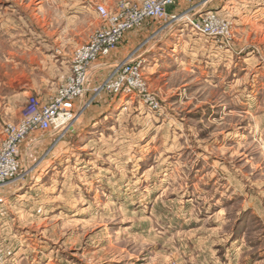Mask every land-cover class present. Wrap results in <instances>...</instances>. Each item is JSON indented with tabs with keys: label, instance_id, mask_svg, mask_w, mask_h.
Returning <instances> with one entry per match:
<instances>
[{
	"label": "rangeland",
	"instance_id": "rangeland-1",
	"mask_svg": "<svg viewBox=\"0 0 264 264\" xmlns=\"http://www.w3.org/2000/svg\"><path fill=\"white\" fill-rule=\"evenodd\" d=\"M117 1L0 0V146L27 96L47 102L69 74L95 5ZM171 13L180 21L123 35L67 126L17 145L0 264H264V0H180ZM185 15L214 16L213 35ZM133 59L142 91L93 93Z\"/></svg>",
	"mask_w": 264,
	"mask_h": 264
},
{
	"label": "built area",
	"instance_id": "built-area-1",
	"mask_svg": "<svg viewBox=\"0 0 264 264\" xmlns=\"http://www.w3.org/2000/svg\"><path fill=\"white\" fill-rule=\"evenodd\" d=\"M180 0H118L114 9H108L103 4H97L94 11L99 18V26L87 37L86 41L77 45L69 60V74L63 84L47 102H41L36 96H27L25 105L21 108L16 125L7 124L3 130V141L0 146V183L5 182L17 171V145L34 129L49 130L64 128L74 115V104L78 97L87 92V82L92 64L99 58L108 55L123 35L130 29L140 26L147 19H169L179 22V14H168V7ZM182 22L192 31L203 35L210 34L213 20L199 22L185 15ZM143 63L140 60H122L115 64L110 75L97 87L94 94L101 90L113 94H133L142 91L145 85L143 79Z\"/></svg>",
	"mask_w": 264,
	"mask_h": 264
},
{
	"label": "crops",
	"instance_id": "crops-1",
	"mask_svg": "<svg viewBox=\"0 0 264 264\" xmlns=\"http://www.w3.org/2000/svg\"><path fill=\"white\" fill-rule=\"evenodd\" d=\"M126 40V39H125ZM75 48V47H74ZM73 48V49H74ZM120 48V47H119ZM119 48H117V50L119 49ZM72 49V50H73ZM120 52H122V50H118V51H116V52H112V53H109L108 55H106V56H104V57H101L102 59H100L99 58V60L97 61V63L95 64V66H92V68H91V71L92 70H94V72L97 70V69H99V68H103L104 66H108L110 63H111V60H113V59H115V58H117V55L116 54H119L120 55ZM71 53H72V51H71ZM71 53H70V56H71ZM113 66L111 65V66H109V72L111 71V69L110 68H112ZM66 74H68L67 72H66V70H64L63 71V73L61 74V78L62 79H60L59 81H60V84L58 85V86H60L61 84H63L64 83V81H65V78H66ZM94 81V80H93ZM91 82V81H90ZM90 84H89V82H88V86H89ZM53 94H51L50 96H52ZM83 98V97H82ZM82 98H80V99H82ZM80 99H79V101H80Z\"/></svg>",
	"mask_w": 264,
	"mask_h": 264
}]
</instances>
